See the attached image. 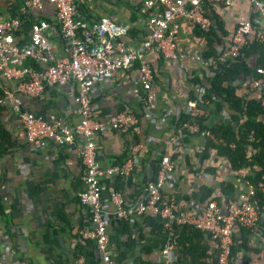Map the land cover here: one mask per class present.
I'll list each match as a JSON object with an SVG mask.
<instances>
[{
	"label": "crops",
	"instance_id": "1",
	"mask_svg": "<svg viewBox=\"0 0 264 264\" xmlns=\"http://www.w3.org/2000/svg\"><path fill=\"white\" fill-rule=\"evenodd\" d=\"M15 1H0L1 19L12 18L8 8ZM144 1L80 0L79 3L84 5L82 12L86 18L105 17L125 29V35L116 43L138 49L146 35V17L139 13ZM205 10L212 22L208 33L181 22L172 47L166 49L167 56L158 51L146 53L154 75L150 90L154 95L151 118L144 116L142 98L146 91L142 89L137 64L116 72L90 90L95 120L102 121L124 112L138 118V124L128 132L107 128L96 137L97 162L102 169L130 162L128 174L106 175L100 179L106 236L114 264H157L161 251L169 246L173 248L175 264H191L183 248L163 228L160 218L151 215L119 218L110 201V194L118 192L126 205L145 202L147 184L155 180L162 157L168 156L174 164L162 203L174 202L178 216L194 214L211 203L223 210L229 198L221 197L222 183L233 185V201L250 188L245 181L251 174L249 169L233 171L229 161L208 146V136L199 133L186 136L176 128L179 115L185 113L188 101L195 96L194 78L199 76L202 83L207 84L217 67L213 59L206 61L208 66H203L191 56L202 58L212 50L216 56L217 50L227 47L230 33L240 22L258 23L259 29L262 26V21L243 0H232L228 7L207 5ZM76 12L82 18L77 7ZM40 17L48 20L52 29L48 38L54 45L55 56H64L51 6L45 4ZM29 23V18L23 19L15 32L14 42L18 47L28 45ZM249 39H253V35ZM253 60L251 57L249 62ZM252 80L237 78L232 82L238 87V96L246 100L259 99V94L250 89ZM1 82L15 85L14 81L0 76L2 92L6 89ZM75 94L73 83L46 87L39 97H21V108L42 120L60 119L71 127L78 120ZM203 110L206 130L232 123V113L226 108L220 110L206 102ZM260 119L264 122V115ZM0 123L8 132L10 143L7 153L0 158V264H74L80 257L87 264H102L95 243L82 237L83 230L93 228L91 208L79 201L84 189L83 167L78 156L82 142L78 138L61 144L49 141L44 148L36 149L25 142L18 115L11 109L0 107ZM176 135H181L178 143L172 140ZM206 189H213L214 193L207 201H201ZM215 197L220 202H215ZM263 231L259 215L256 229L249 231L251 235L243 250L239 246L237 227L234 228L238 260L244 258L247 264H264ZM195 243L206 250L208 257L214 255L216 245L207 234L201 233Z\"/></svg>",
	"mask_w": 264,
	"mask_h": 264
},
{
	"label": "built area",
	"instance_id": "2",
	"mask_svg": "<svg viewBox=\"0 0 264 264\" xmlns=\"http://www.w3.org/2000/svg\"><path fill=\"white\" fill-rule=\"evenodd\" d=\"M80 0H21L18 15L9 19L0 18V76L4 80L14 81L11 90H4L0 96V107H7L18 115L25 142L33 148H44L49 142L69 143L74 138L82 142L78 151L83 170V191L79 194L82 205L91 208L93 228L82 231V237L92 240L101 255L102 264H114L106 236V222L101 201L102 188L100 179L106 175H126L130 162L120 167L102 169L97 162L96 137L107 128L128 132L138 124V118L131 112H124L99 121L93 118V105L89 93L95 85L111 78L116 72L127 70L137 64L142 89L146 91L144 116L151 118L154 95L150 92L154 75L146 59V53L158 51L166 55L176 38L180 23L186 22L202 33H208L212 22L205 7L215 5L228 7L232 0H145L139 9L141 16L146 17V35L138 49L125 46L115 41L125 35V29L105 17L83 20L77 15L76 7ZM262 26L259 29L258 41L264 44V0H243ZM51 6L54 20L58 26V36L64 45V56H55L54 45L48 38L52 30L49 24L40 17L44 5ZM29 18L28 45L18 47L14 42L23 19ZM252 35L250 21L237 24L229 35L226 48L216 51L217 63L241 56L244 47ZM82 36V38H81ZM191 59L208 66L200 56ZM32 61L38 69L25 65ZM258 78L250 83L251 91L259 94L260 103L264 106V64L257 69ZM73 83L76 86L74 103L77 122L67 126L60 119L45 121L33 113L21 108V97H39L46 87H59ZM206 90L197 84L194 99L188 101L185 114L193 119L183 124L188 134L209 136V130L200 129L197 119L204 115L203 104ZM181 135L172 139L178 143ZM249 141H253L250 136ZM233 146V145H232ZM250 149L246 157H250ZM174 172V164L168 156L161 158L156 178L147 184V198L136 206L126 205L123 196L118 192L110 194V201L119 218H135L151 215L160 218L163 228L174 237L177 226H191L207 234L216 245L217 264H241L236 257H231L233 247V230L235 226L256 229L261 215L264 229V173L256 185L260 194V206L255 191L250 187L245 194L238 196L237 201L228 203L220 210L211 203L194 214L178 216L174 202L162 203L163 191L167 181ZM172 246L161 251L157 264H175ZM74 264H87L84 258H78Z\"/></svg>",
	"mask_w": 264,
	"mask_h": 264
},
{
	"label": "trees",
	"instance_id": "3",
	"mask_svg": "<svg viewBox=\"0 0 264 264\" xmlns=\"http://www.w3.org/2000/svg\"><path fill=\"white\" fill-rule=\"evenodd\" d=\"M83 4L79 3L77 11L82 15V19L85 21L91 18H86V14L82 12ZM20 3L16 0L15 3H11L10 14L12 17L18 15ZM48 22V20H46ZM259 24H252L253 39H248L247 45L244 47L241 56L235 59H227L222 63H217L214 76L210 78L206 83H202L201 77L194 78V82L204 86L206 93L204 96V102L213 104L217 109L226 108L231 114V124H219L215 125L209 130L208 146L213 148L219 156L225 157L230 164L233 171L241 169H249L251 174L245 177L247 184L255 191V197L258 199L257 207L260 206V194L256 191V185L260 180V176L264 173V122L260 119L264 115V106L261 105L260 99L246 100L244 97H240L237 94L238 87L232 85V82L237 78H252L259 77L257 69L264 64V44L258 41ZM82 38V36H81ZM214 51L204 57L203 60L209 61L215 60ZM253 58V62L250 63L249 59ZM25 65H30L38 69L32 61H27ZM1 85L6 90H11L12 85L1 82ZM3 92L0 89V96ZM192 96L190 99H194ZM189 116L185 113L179 115L176 128L181 131L183 135H187L183 124L186 122H192ZM197 123L200 129L204 130L206 127L203 125L205 119L199 118ZM8 132L3 128L0 123V158L7 153L9 147ZM252 136L253 141H249ZM186 141V137L183 138ZM233 145V146H232ZM250 149V157H246V151ZM234 188L230 183H222L221 197L226 198L228 203L232 202L231 194ZM214 193L213 189H206L201 201H207ZM215 202H220L219 198H214ZM1 211V207H0ZM237 227V237L240 241V247L246 250V244L248 238L251 235L246 228ZM264 230V229H263ZM200 231L194 229L191 226H177L175 229L174 240L177 245L183 248V252L187 254L191 264H217L216 263V250L214 255L208 257L206 250L200 248L195 241L201 237ZM264 234V231H263ZM233 247L230 251L231 257L236 258V244L233 236ZM241 264H247L248 260L244 259L240 261Z\"/></svg>",
	"mask_w": 264,
	"mask_h": 264
},
{
	"label": "rangeland",
	"instance_id": "4",
	"mask_svg": "<svg viewBox=\"0 0 264 264\" xmlns=\"http://www.w3.org/2000/svg\"><path fill=\"white\" fill-rule=\"evenodd\" d=\"M1 2L3 1V0H0ZM20 4H21V0H17ZM0 8H2V5H0Z\"/></svg>",
	"mask_w": 264,
	"mask_h": 264
}]
</instances>
